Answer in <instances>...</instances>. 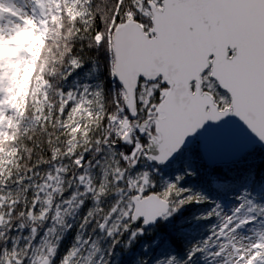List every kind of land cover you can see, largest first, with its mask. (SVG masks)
<instances>
[{
    "label": "trees",
    "instance_id": "16d2710c",
    "mask_svg": "<svg viewBox=\"0 0 264 264\" xmlns=\"http://www.w3.org/2000/svg\"><path fill=\"white\" fill-rule=\"evenodd\" d=\"M151 2L41 0L46 30L35 47L24 102L6 110L8 124L0 128V264L8 258L33 264L31 257L43 237L56 240L50 264H63L69 253L93 241L103 264H202L199 256L203 244L211 242L212 223L204 215L192 218L206 206L197 203L199 196L218 198L234 190L253 203L264 197V151L258 148L215 167H207L194 150L193 177L167 191L158 187L159 172L167 166L148 162L144 152L129 170L132 144L118 135L112 122L127 113L112 74L111 39L115 27L130 20L148 31ZM208 84L202 78L203 91L218 99L223 93ZM142 85H157L143 109L138 99ZM165 90L160 80L139 83L138 118L143 120L146 113L156 118ZM146 139L138 132L131 140ZM142 167L154 185L140 195L156 194L168 204L167 213L152 226L129 228L131 213L126 212L117 231L102 232L100 226L112 211L131 206L128 186L136 191L126 178ZM59 178L60 193L49 188ZM214 183L224 187L215 188ZM65 201L67 210L53 215ZM252 208L254 212L256 205Z\"/></svg>",
    "mask_w": 264,
    "mask_h": 264
},
{
    "label": "water",
    "instance_id": "95a60500",
    "mask_svg": "<svg viewBox=\"0 0 264 264\" xmlns=\"http://www.w3.org/2000/svg\"><path fill=\"white\" fill-rule=\"evenodd\" d=\"M149 12L148 31L130 20L111 39L112 74L130 121L137 115L141 81L160 80L166 87L155 118L157 137L150 135L143 150L148 162L166 167L193 144L207 167L239 161L256 148L264 151V0H160L149 4ZM207 72L229 107L219 109L203 91ZM128 189L129 228L152 226L167 213L168 204L156 194ZM49 263V257L36 261Z\"/></svg>",
    "mask_w": 264,
    "mask_h": 264
},
{
    "label": "rangeland",
    "instance_id": "374dc122",
    "mask_svg": "<svg viewBox=\"0 0 264 264\" xmlns=\"http://www.w3.org/2000/svg\"><path fill=\"white\" fill-rule=\"evenodd\" d=\"M151 1V3H157L156 0ZM0 16L3 17V20L0 22L1 128L4 124H8L4 115L6 110L12 107L13 111L15 105L20 106L24 102V90H26V84H28L27 82H29L30 75L32 74L35 47L44 36L46 28L41 0H0ZM202 78L203 81L208 80V72L203 74ZM209 82L208 87L215 85L210 79ZM156 88L157 85H142L140 94L138 95V99L142 103L141 109L146 106V102L153 96ZM215 102L219 109L229 107L228 97L224 93L222 95L219 94ZM76 105H79V103ZM158 116L160 115L156 112V117ZM112 122L113 129L117 131L118 135L122 136L124 141L132 144V151L129 156L130 168V165L137 159L139 153H145L143 150L151 139L150 135L157 137L154 126L155 119L151 118V116H146L141 122V124L145 122L143 129L140 128L141 124H138L139 131L147 138L145 143L131 140L132 124L127 115L123 114ZM152 126L154 127L153 132H151ZM194 150H197V144H193L186 151H181L174 163L169 164L164 172H159L160 182L158 183V187L161 188L160 190L167 191L169 187L184 179H188L186 178L187 176L191 175L193 177L191 166L194 159ZM129 170L133 171L134 169ZM147 173V169L142 167L137 174L134 176L128 175L126 178L128 183H132L137 192L135 193L138 195L154 185V183L148 182L146 178L148 176ZM61 185V178H59L57 179V183H51L49 188L53 191L57 189L60 193L59 186ZM213 186L218 189L224 187L219 183H214ZM50 193L51 191L48 193L47 200L50 199ZM225 194V196L223 195L224 197L219 196L218 198H207L206 195L201 194L197 201L199 204H204L205 202L206 206L197 210L192 218L204 215L212 223L210 225L211 232L209 236L211 242L208 241L207 244H203L199 256L200 262L202 264H264V258L261 255V247L264 246V197L258 203H253L245 198L243 192L240 191L234 192L233 190ZM67 203L68 201H65L62 204L61 210L54 209L52 214L54 215L61 211L64 213L68 207ZM253 205H256L254 212L251 210L253 209ZM131 211L132 205L127 211L121 210L118 207L115 213L113 211L111 213L114 217L112 216L109 219L108 216V220L106 219L107 221L105 220L103 226H100V230L109 234L117 231L122 219L127 217L126 212L131 213ZM190 229H185L184 231L189 232ZM47 232L49 234L52 233L51 230ZM192 235L195 234L193 233ZM55 242L56 240H44V237L40 239L35 247L37 254L31 257V262H35L36 257H40L41 260L45 257L51 258ZM39 248H41V252ZM48 248H52L50 250L51 254L49 255L48 252V255L45 256L44 251ZM99 248L97 242H88L85 247L69 253L63 264H103L104 258L102 259L103 255ZM78 258L80 260H77ZM3 264H19V261L8 258Z\"/></svg>",
    "mask_w": 264,
    "mask_h": 264
},
{
    "label": "flooded vegetation",
    "instance_id": "af4514ba",
    "mask_svg": "<svg viewBox=\"0 0 264 264\" xmlns=\"http://www.w3.org/2000/svg\"><path fill=\"white\" fill-rule=\"evenodd\" d=\"M2 20H3V17L0 16V22ZM136 113H137V111H136ZM146 116H148L147 113L144 116V119L146 118ZM142 121L143 120H141L140 118H138V115H136V118L134 120H131V124H132V130L131 131H132V135L135 134L136 132H140L139 131V128H138L139 127L138 124H141ZM37 259H40V257L36 258V260H35V262H33V264H36Z\"/></svg>",
    "mask_w": 264,
    "mask_h": 264
}]
</instances>
